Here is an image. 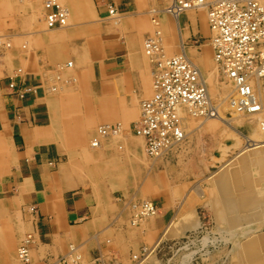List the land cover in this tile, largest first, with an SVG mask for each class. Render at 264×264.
<instances>
[{"label":"rangeland","instance_id":"rangeland-1","mask_svg":"<svg viewBox=\"0 0 264 264\" xmlns=\"http://www.w3.org/2000/svg\"><path fill=\"white\" fill-rule=\"evenodd\" d=\"M41 1L0 0V36L8 34V41L10 43L9 48L6 47L7 50L0 54V78L12 76L17 82H23L24 80L28 82L36 78L42 81L43 73L46 72L47 75V72L51 69L52 74L50 77L55 80H53V84L57 87L61 86L58 89V93L54 95L57 97L59 95L60 97L56 99L58 107L54 111V116L59 129L57 143L60 145L62 154H60L54 162L56 163L55 165H57V163L68 161L62 166H71L72 169L74 168V170L76 169L78 172H81V168L78 167L81 166V141L77 139L78 136L81 135V115L77 107V105H81V95L78 92V79L75 75L76 70H60L55 68L58 61L49 62V52L46 50L50 49L52 51V45L50 46L51 43H49L47 47L46 41L41 40V37L36 33L44 28L42 22H39L37 19V17L43 16L41 13L43 11L42 7L44 1ZM138 1L140 2L142 0ZM144 1H146V4L143 11L148 20H151V17L146 11L149 9L163 8L166 3L169 2V0ZM100 2L101 0H68L63 3L68 7L70 3H73L75 7L74 10H76V12L74 10L70 12L71 18L69 22L71 26L69 29L71 30L73 27L79 29V25H81V34L76 35L77 33H75V31L69 39L66 38V41L70 45V50L73 55L82 50L80 57L81 65L84 64V66L92 64L93 59L91 57H93L94 54L96 55V46L100 43L96 41L101 40L100 33H103L105 30L101 27L99 28V26H94L99 29V31H97L98 29H93V24L91 27L88 26L91 25L89 23L92 20L90 11L93 10V8L96 9V6L98 3L100 4ZM17 6L19 8H17ZM84 15L86 16L84 17ZM94 19L100 18L95 17ZM111 20L113 21L114 19L110 18L109 20H103L99 23L112 24V22H110ZM87 21L89 23H87ZM28 27L30 28L28 29ZM120 27L121 25L115 28ZM184 28L187 29L186 26H184L183 29ZM189 28L191 27L188 25L187 31L186 29L183 30V44L186 45V47H190L191 51L204 52L205 49H209L207 53H210L211 49L207 43V40L211 39L210 32L195 30L196 32L194 33L193 30V32L190 33ZM20 29L23 30L21 37L18 36ZM31 31L32 33H30ZM153 32L154 31L151 29L147 35ZM172 32L170 33L164 28V34L168 38H176L175 42L176 46H178L180 41L177 39L178 36L175 35V29ZM77 40L81 42L79 49L76 43ZM72 41H74V45ZM71 54L69 58L74 60ZM20 57H23L24 59H22V61L26 62L24 65L25 67H23L25 70L23 71H21ZM17 59L20 61V67L15 66ZM85 68H87V66ZM201 71L206 78L210 75L209 79L205 78V80L208 86L210 85V88L212 86L211 89L214 90V92H216L219 87L222 89L226 88V81H224L220 72L216 70V67L212 63L211 67L201 69ZM65 99L68 101L66 104ZM62 100L63 104L61 103ZM140 100H142V98H138V103ZM133 102L129 103L128 107H132ZM226 114L230 116L228 112H226ZM120 118L118 122H120L124 128V135L112 136L109 140L108 138H101L99 141L100 146H102V148H100L108 154V159L110 155L112 160L111 154L114 152L115 156L117 152L119 154L118 158H120V164L125 165L127 163V166H131L130 170H132V172L127 174L132 177L131 180L128 178L125 180L126 184L125 182H123L121 186L120 183L118 184L119 188H124V186L127 187L123 189L125 191L124 198L151 199L160 207L164 204L166 206L164 207L169 208L172 213H174L175 208L170 201L175 200V205L180 204L183 212L180 210V221H178L175 226L163 228L156 238H152L151 235H149L151 234V230L147 222L146 224L141 222L143 224L139 226L131 225L130 216H133V212L132 214L130 213L127 233L125 236H113L112 239H116V250L115 252L111 251L104 254L105 264H232L236 255L238 253L240 254V247L242 249L243 244H245L244 242H246L249 236L264 233V203L260 204V202H258L262 214L256 212L253 217L254 219L252 221L250 219L248 220L251 222H241L239 226H234L230 224L232 221H230L231 219L227 216L230 214L229 212H232L228 209V205L225 203V210L223 209L224 211H221V209L218 211L212 205L213 203L209 199V194L207 193L208 188H210L209 185H211L210 180H207L209 173L217 171L221 164L237 153L239 147L244 144L243 141L245 142L244 138L241 137L235 129L219 121H215L214 126H201V119L194 120L190 124L186 141L181 148L169 153L159 160H150L143 153V148L131 150L128 146V139L126 138L138 140V137L136 138L135 136L133 124L131 123L135 120L136 116L132 113L127 119L122 118V116ZM102 124H104V122L97 124L93 129L94 132H98V127ZM130 125L132 126L131 130ZM232 126L238 127L235 123H232ZM239 129L247 134L246 128L240 126ZM93 138L89 137L87 139V147L91 148L90 142L91 140H95ZM96 139L98 140V138ZM236 141H238L237 146L234 144ZM96 149L97 148H94L92 151ZM3 155L5 154L3 153ZM9 156V154L5 156L6 162L9 160ZM84 162L87 163L86 166H89V161L86 160ZM73 166H76V168ZM251 166H253L251 168H258L255 164ZM86 168L88 169V167ZM260 170L262 176H264V166L261 167ZM252 171L253 169L249 170L247 173L252 174ZM128 180L133 182L132 185ZM193 185H198L197 188L201 186L203 188V193L200 195L198 194L199 192L196 193L193 189ZM130 186L133 187L130 188ZM261 188L264 189V183L261 185ZM3 195L5 194H0V196ZM262 201H264V199H262ZM17 210L11 211V213H9L10 217L8 218L4 216L7 215V213L3 215L0 226V230L3 229L1 233L11 228V224L17 223L20 219L26 221V213L34 212L32 206L22 207V210ZM147 219L152 220V218ZM6 224H8V226ZM255 226L257 230L255 233L251 232L250 228ZM16 227L14 229L15 233L23 231L22 236L18 237V247L21 240L26 237V234H30L33 230H19ZM33 245H35V242ZM15 251V254H17V248ZM15 259H17L16 255Z\"/></svg>","mask_w":264,"mask_h":264},{"label":"bare ground","instance_id":"bare-ground-1","mask_svg":"<svg viewBox=\"0 0 264 264\" xmlns=\"http://www.w3.org/2000/svg\"><path fill=\"white\" fill-rule=\"evenodd\" d=\"M43 1H44L43 7H42L43 11L41 13V15H43V16L37 17V19L39 22H42V26L44 28L42 30L40 29L36 33H37V35H39L41 37V40L46 41L47 47H48L49 43H51L50 46L52 45V51L50 49L46 50L47 52H49V62L50 61H54V62L58 61L55 65L56 66L55 68L60 69V70L75 69L76 70L75 75H76V78L78 79V77H79L78 71H79V68L81 67V57H80L81 52L74 53V55H73V53L70 50L71 47L66 41V38L69 39L70 36L73 35L75 31H76L75 33H77L76 35L81 34V25H79V29H76L74 27L71 30L69 29V27L71 26V24L69 22V19L71 18L70 12H71V10L75 9V7L73 5L74 2L70 3V5L68 7L65 4H63L64 2H66L68 0H43ZM186 1L189 3V5L187 7H185L184 9H178L177 8L178 0H169V2H167L168 4L167 3H166V5L164 4L165 6L163 8H160V9L155 8L152 10L149 9L148 11H146V13H148L150 15L151 20L150 19L148 20L146 18L143 22L139 23V26L141 29H144V30L148 29L149 31L152 29L154 32L150 35L146 34L147 36L146 35L142 36L141 39L139 38V42H140L139 47H140V52L142 54L141 56H142V58H144L145 62L147 63V71H148L147 72L148 73L147 79L149 81L150 86H147V88L145 89L146 93L141 95V97L136 96V95L134 96V94L131 95L133 97H130V99L132 98V100L129 103H132L134 101L132 104V107H128L129 103L126 105L123 103L122 106H120L121 103L117 102V104H110V102H109V104L107 103L105 106H104V104H102V110H103V113L107 114L108 116H113L116 118H119L120 116H122V118L127 119L132 113H133V115L136 116L135 120L132 121L131 123L133 124L132 126H133L134 132L136 134L135 136H136V138L138 137V140L137 139H129L126 137L125 138L128 139V146L130 147L131 150H135L137 148H139V149L143 148V153L150 160H159L161 158H164V156L168 155L169 153H172L173 151L181 148L184 145V142L186 141L190 124L194 120L201 119V122H200V125L202 124L201 126H203V125L214 126L215 121H219V122H222L223 124H226V125L232 127L233 129H235L241 135V137L244 138L245 142L243 141L244 144H242V146L239 147V150L237 151L236 154H234L231 158L227 159L223 164H221V166L218 167V169L216 168L217 171L212 170L213 172L209 173V177L207 180H210L211 185H209L210 188H208L207 193L209 194V199L213 203L212 205L218 211H220L221 209H222L221 211L225 210L224 209L225 203L228 205V209L233 212V213L229 212L230 214L227 215V216H229L228 218L231 219L230 221H232V222H230V224H233L234 226H239L241 222H244V223L251 222L254 219L253 217H254V214H256V212H259L260 214H262L261 208L259 207L260 205H258V202H260V204L264 203V201H262V199H264V189L261 188V185L264 183L263 182L264 176H262L261 170H260L261 167L264 166V74H260L258 71H256V73L248 71L249 73L244 75L241 80H239L237 78L233 79L232 77H229V74L226 72L225 69H223L224 67H222V63H220L218 61V59H216V48L218 45L217 37L220 33L217 29L212 28L210 25L209 12H210L211 7L214 4H216V2L218 0H186ZM256 1L260 4V6L262 8H264V0H256ZM81 2H83V1H81ZM149 4H151V3H149ZM48 5L58 6L61 8L60 13L63 15V21L60 22V24H57V25L49 24V20H48L49 19V14H48L49 8L48 7H50V6H48ZM17 8H19V7L17 6ZM74 11L76 12V10H74ZM1 12H4V11H1ZM90 14H92V16H91L92 20L90 21V23L87 21V23L91 24V25H88L90 27L93 24L92 27H93V29L95 28V30L98 28H96L94 26H97V27L99 26V28L101 27L102 29H105L106 31H109L111 29L115 30L114 29L115 27L123 24L122 19L124 18L123 17L124 15H122L120 12H118L117 9L115 8V6L112 4L108 5V13H107L108 17H106V18H103V17L101 18L98 16L97 8L96 9L93 8V10L90 11ZM137 14H139V13H137ZM85 16L86 15H84V17ZM22 17H24V16H22ZM95 17H98L100 19H96V20H98V21H96L94 19ZM87 18H88V16H87ZM110 18L114 19L113 21L112 20L110 21V22H112V24L99 23L100 21L102 22L103 20H107V19L109 20ZM134 25H135V22H134ZM188 25H191L193 27L194 33L196 31L210 32L211 39L207 40V43L211 49L210 53H207V51L209 49H205L204 52L203 51L202 52H197V51L194 52V51H191L190 47H186V45L183 44V42H182L183 30L186 29V28L183 29V27L186 26L188 29ZM38 26H40V25H38ZM23 27H24V25H23ZM132 27H134V26H132ZM29 28L30 27H28V29ZM164 28L166 31H168L170 33L172 31H174V29H175V31H176L175 35L178 36L177 39L180 41L178 46H176V42H175L176 38L175 39L168 38L164 34ZM187 29H186V31H187ZM32 31L30 33H32ZM97 31H99V29ZM184 33H187V32H184ZM20 34H22V33H20ZM101 34L102 33H100V35ZM7 35L8 34L0 36V54L4 53V51L7 50L6 47L9 48V46H10ZM72 43L74 45V41H72ZM76 43H77V47L79 49L81 46V44H80L81 42L77 40ZM133 46H135V44L132 45L131 47H133ZM257 46L261 47L264 50V39L261 42L257 43ZM100 47H101L100 45L97 47V49H96L97 52L100 49ZM44 48H46V47H44ZM70 54L73 55L75 61L72 60L71 58H69ZM17 55H18V53H17ZM141 56H139V57H141ZM174 57H182L183 59H185V61H187L188 63H191L193 66H195V68L198 71L199 78L202 79V83L206 87L205 88L206 89V91H205L206 95L204 97L203 103L205 102L204 104H207L208 106H210V110L208 113H205V111H202L200 109L201 107H199L200 106L199 104L191 105L190 103H187V102H179L177 104V107H175V109H176V114H177L179 121H180V126L182 123L183 129H181V130L184 134V137L180 141H173L172 142V140H169L167 143H165L167 145H160V148H162V149H160L157 152L153 151L152 154H150V151L148 150L147 136L145 134H141V133L139 134L137 131H135V124L142 121L143 105L145 103H147V101H153L155 99L157 91H158L157 83H159V81H158L159 75L157 74V72L154 69V64L161 63V66L163 68V66L165 67V64L167 63V61L174 58ZM22 59H24V58L23 57L19 58V60L21 61V71L25 70V69H23V67H25L24 65L26 64V62L22 61ZM130 59H132V58H130ZM19 60L17 59V61L15 62V66H17V67H20V61ZM211 63L216 67V70H218L220 72L221 77L224 79V81H226V88L225 89H222L219 87L216 90V92H214V90L211 89L212 86L210 88V85L208 86V84L206 83V80H205L206 76L202 73L201 69H207L208 67H211ZM133 66H135L134 63H133ZM50 67H51V65H50ZM131 67H132V65H131ZM49 72H47V75H46V72L43 73L42 83L44 85V88H45L47 94L53 96L54 102L56 103V99L57 98L59 99L60 97H59V95H58V97L54 96V95H55V93H58V89L61 86L57 87L53 84L54 79L52 77H50L52 74L51 69L49 70ZM209 76L206 79H209ZM121 77H122V75H121ZM10 78H13V77L11 76V77L6 78V79H8V84L10 82ZM128 80H130V78ZM238 80L240 81V83ZM84 82H86V81H84ZM114 88H116V87H114ZM131 90H132V88H131ZM111 97H113V96H111ZM113 98H115V97H113ZM138 98H140V99L142 98V100H140L139 103H138ZM116 99H117V97H116ZM101 100H102V98H101ZM103 100H104V97H103ZM88 101H89V99H88ZM67 102H68L67 99H65V104ZM61 103L63 104V100L61 101ZM203 103H201V106L203 105ZM137 106H138V109H137ZM226 112H228L230 114V116H227ZM232 123H235L236 126H238V127L237 128L233 127ZM132 126L130 125V130H131ZM240 126L246 128L247 134L243 133L241 131V129H239ZM123 129L124 128L122 127V124L118 121H116V122H109V121L104 122V124H102L98 127V132H94V134H92V138L95 136L93 138L95 140H91V142H90L91 148L86 146L87 150L84 153V157H83L84 161L87 160L89 162L95 163V166H94L95 171L92 173H88L89 176H92V178H91L92 182H90V181L89 182L96 185L95 189L98 190L99 194H102V192H101L102 184H100V182H99V180L101 179V178L99 179V175L100 176L101 175L102 176H108L109 181H113V184H119L120 183V186L122 185L123 182H125L126 179L129 178L131 180V178H132L131 176L127 175L128 173L132 172V170H130L131 166H127L126 165L127 163L125 165L120 164V158H118L119 154L117 152H116L115 156H114V152L111 154L112 160L110 158V155H109V159H108V154H106L104 151H102V149H101L102 146H100V141H99V139H101V138H108V140H109V138L112 136H117L120 134L124 135ZM41 134L43 135V138H44V134H46V133L43 131V133L41 132ZM38 135H40V133ZM96 138H98V140ZM139 138H141L142 141ZM77 139H78V141H81V135H79ZM48 140H49V138H48ZM48 140H46V141H48ZM50 140H52V139H50ZM102 142H104V141H102ZM237 142L238 141H236L234 143L235 146L238 145ZM156 144L158 145V143H156ZM6 145L7 144H5L0 139V166L5 165V163H6V157L5 156H8V154H9L7 151ZM94 148H97V149L95 151L94 150L92 151V149H94ZM3 153L5 155H3ZM94 153H97L98 156L95 158H92ZM222 154L224 155L223 151H222ZM55 164L56 163L54 161L50 162L51 167H54ZM250 164L251 165L255 164L258 166V168H256V167L251 168L253 166H251ZM69 167L71 168V166H61V168H66L67 171H68ZM73 167L76 168V166H73ZM78 167L81 168V166H78ZM251 169H253L252 174L247 173ZM75 171L78 174H81V172H78V170L75 169ZM61 172H63V171H61ZM69 172H67V173H69ZM69 176H70V173H69ZM207 176H208V174H207ZM68 177H65V178H68ZM202 178H203V176H202ZM129 183H131V185H132L133 182L129 181ZM125 184H126V182H125ZM188 184H189V181H188ZM132 187L133 186H130V188H132ZM197 187H198V185L194 186L193 189L195 190L196 193L199 192L198 194L200 195L201 193H203V188L201 186H199V188H197ZM124 188L126 189L127 187L124 186ZM181 194H183V193H181ZM125 201H126L125 202L126 203L125 208H127L125 210H127L128 216L130 213L132 214V212H133V216H130L131 225L139 226V225L143 224L141 222H144L145 224L147 222L150 229L153 230L154 227H151V225H153L155 223L154 220L160 215L161 207L159 205H156L154 203V201L151 199H142V198L141 199H135V198L131 197V198L125 199ZM170 203L172 204V206L174 205L175 210H174L172 219H170V221L168 220L169 223L165 226V228L175 226L178 223V221H180V217H181V214H180L181 213L180 210L182 211L181 205L180 204L175 205V200H173V201L171 200ZM8 210H9V208H6L2 204H0V226H1V219L3 218V215L5 213H8ZM188 215H190V214H188ZM4 216L7 218L10 217L9 215H4ZM17 216H20V215H17ZM224 216H226V215H224ZM104 218L105 217L103 216V219ZM147 218H152V220L147 219ZM249 219L251 221H248ZM128 221H129V219H128ZM6 225L8 226V224H6ZM248 225H250V224H248ZM11 226L13 228L11 227L9 229H6L4 231V233L2 232L3 234L1 233V230L3 231V229L0 230V247L2 248V250H3V248H5V249L12 248L13 249V246L15 245V239L14 238L12 239L11 236L9 238V236H7V233H9L11 231L14 232V229L16 226H17L16 228H18L19 230L32 229L31 225L28 224L27 221H23V219L22 220L20 219L15 224H11ZM256 230H257L256 226L253 228H250L251 232L255 233ZM22 233H23V231L20 232V235L18 237H21ZM80 233H81V231H80ZM35 234L33 231L30 234H26V237L21 240L20 245L17 247V254H15L17 256L16 262H19L20 264H31L32 252L33 253L35 252L33 250L34 246H35V245H33V243L36 240ZM66 235H68V234H66ZM82 235L83 234H81V236ZM97 236L95 235V237H97ZM84 237H86V236H84ZM244 243L245 244H243L242 249L240 247V254L238 253L236 255V258H234L232 264H264V233L249 236L248 239L246 240V242H244ZM114 246H115V243H114ZM107 247H109V246H107ZM21 248L26 250L27 261H22L18 255L19 252H21L20 251ZM80 248H81V243H77V244L71 243L68 246L67 252H65L64 254H62V255L54 258V259H49V257H48V258L44 259V263L42 261L41 262L43 264H51V263L55 264L58 262V260L63 259V258L67 259L69 262H75V261L88 262V261L95 258V257H93L91 259H81L80 257L78 258V255H76V251L79 250ZM12 253H13V251L10 254H12ZM104 254L99 253L97 255L101 259V261L103 262L102 264H105ZM13 256L14 255L12 254V258H13ZM14 258H15V256H14ZM35 258H37V255Z\"/></svg>","mask_w":264,"mask_h":264},{"label":"crops","instance_id":"crops-1","mask_svg":"<svg viewBox=\"0 0 264 264\" xmlns=\"http://www.w3.org/2000/svg\"><path fill=\"white\" fill-rule=\"evenodd\" d=\"M145 2L101 0L96 6L101 18L108 17L109 4L114 5L124 18L120 28L104 30L101 40L96 41L100 42L98 45L101 47L91 57L92 64H87V68L83 64L78 71V92L81 95V105H77L81 115V174L70 167L68 171L61 168L68 161L57 163L54 167L50 165V162L62 154L57 143L59 129L54 116L58 106L54 97L47 94L42 81L31 79V84L41 88L19 99L7 87L8 77L0 78V139L7 144L10 155L5 165L0 166V194H5L0 196V204L9 208L7 215L13 210H22V207L32 206L34 209V212L26 213V221L36 233L33 249L36 253L32 252L31 264H43L48 257L54 259L64 254L71 243H81V248L76 251L81 259H91L99 253L115 252L116 239H112L113 236H125L127 233L129 216L125 210L124 188L113 184L108 176L99 175V179H102L99 180L102 194H99L95 189L96 185L90 183L92 176L88 174L95 171V163L88 162L89 166H86L83 157L87 150V139L94 134L95 126L121 119V116L116 118L103 113L102 104L105 106L109 102H118L121 103L120 106L123 103L126 105L132 100L131 95L141 97L146 93L147 86H150L147 63L142 58L139 47V38L149 32L139 26L146 19L143 11ZM189 26V32L192 33L193 27ZM19 32L23 33V30L20 29ZM20 33L19 37L22 36ZM42 130L46 133L44 138ZM48 138L52 140L49 141ZM97 156L94 153L92 158ZM164 206L161 205L160 215L151 225L154 227L149 234L152 238H156L173 217L171 210ZM19 235L20 232L7 233L9 238L11 236L15 239V245L13 249L2 250L0 247V264H20L14 258ZM12 251L13 258L10 254Z\"/></svg>","mask_w":264,"mask_h":264},{"label":"built area","instance_id":"built-area-1","mask_svg":"<svg viewBox=\"0 0 264 264\" xmlns=\"http://www.w3.org/2000/svg\"><path fill=\"white\" fill-rule=\"evenodd\" d=\"M188 5L186 0H178L177 8L184 9ZM48 6L49 24H60L63 21L61 8ZM209 18L211 27L220 33L216 59L222 63L229 77L241 80L249 72L264 74V50L257 46L264 39V8L256 0H218L211 7ZM154 69L159 75L156 97L143 105L142 121L135 124V131L147 136L150 154L162 149L160 145H167L165 143L169 140L180 141L184 137L175 109L179 102L199 104L205 113L210 110V106L203 103L206 87L191 63L182 57H174L163 68L161 63L154 64ZM39 87L27 80L17 82L13 78L8 84L11 93L19 99L35 93ZM20 251V259L27 261L26 250L21 248ZM102 263L96 256L88 262H69L63 258L55 264Z\"/></svg>","mask_w":264,"mask_h":264}]
</instances>
